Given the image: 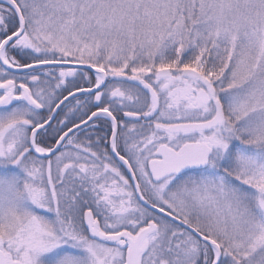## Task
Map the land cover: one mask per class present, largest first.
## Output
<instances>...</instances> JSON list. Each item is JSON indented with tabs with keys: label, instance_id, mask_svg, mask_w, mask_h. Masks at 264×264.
I'll return each mask as SVG.
<instances>
[{
	"label": "snow or ice",
	"instance_id": "1",
	"mask_svg": "<svg viewBox=\"0 0 264 264\" xmlns=\"http://www.w3.org/2000/svg\"><path fill=\"white\" fill-rule=\"evenodd\" d=\"M0 264H264V0H0Z\"/></svg>",
	"mask_w": 264,
	"mask_h": 264
}]
</instances>
